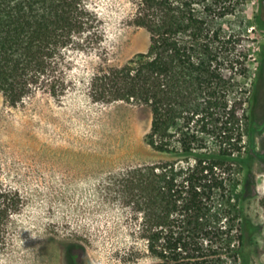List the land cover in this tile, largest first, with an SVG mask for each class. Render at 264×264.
Segmentation results:
<instances>
[{"label":"trees","instance_id":"trees-1","mask_svg":"<svg viewBox=\"0 0 264 264\" xmlns=\"http://www.w3.org/2000/svg\"><path fill=\"white\" fill-rule=\"evenodd\" d=\"M247 1L139 0L131 24L147 32L148 47L119 66L108 62L86 0H0V94L10 104L40 92L64 97L75 54L98 61L91 101L149 111L145 143L173 159L124 173L120 186L125 202L148 214L139 232L150 264H249V221L231 172L248 164L249 150L235 147L244 99L232 76L245 61L226 26ZM22 204L18 192L0 186V251Z\"/></svg>","mask_w":264,"mask_h":264},{"label":"rangeland","instance_id":"rangeland-1","mask_svg":"<svg viewBox=\"0 0 264 264\" xmlns=\"http://www.w3.org/2000/svg\"><path fill=\"white\" fill-rule=\"evenodd\" d=\"M138 1L86 0L100 20L111 64L122 66L147 50V32L131 24ZM262 2V14L260 0H248L243 13L226 18L235 35L234 52L245 61L234 65L232 76L236 97L244 99L235 147L249 150L248 164L233 165L231 172L249 221V264H264ZM70 58L71 88L61 99L40 92L12 105L0 94V186L23 199L0 264H150L154 260L139 232L148 225V214L134 201L125 202L120 179L135 168L173 158L145 143L151 121L147 109L90 100L89 78L98 67L94 56L86 62L84 56Z\"/></svg>","mask_w":264,"mask_h":264}]
</instances>
